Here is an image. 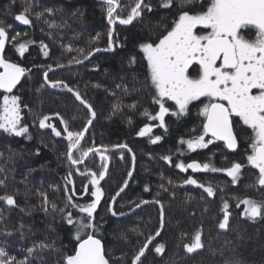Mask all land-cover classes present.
<instances>
[{
    "label": "trees",
    "instance_id": "obj_1",
    "mask_svg": "<svg viewBox=\"0 0 264 264\" xmlns=\"http://www.w3.org/2000/svg\"><path fill=\"white\" fill-rule=\"evenodd\" d=\"M144 2L152 10L144 9L140 16L124 25L117 17L127 18L137 0H117L112 24L107 22L108 5L104 0H0V26L8 33L4 58L27 70L13 92H0V103L4 95L19 98L21 124L28 127V133L20 137L0 130V153L3 154L0 155V180L5 181L0 185V196L11 195L15 200L14 206L0 201V247L17 261L25 259L26 250L34 243L45 241L53 248L36 250L29 257L31 264H63V256L72 254L77 243L73 238L75 229L64 217L69 212L74 220L82 216L78 208L67 206L68 195L75 191L73 203H90L94 189L89 173H96L99 179L103 171L105 175L96 185L102 196L94 213L95 235L101 239L109 264H132V258L147 238L155 236L161 228V204L164 227L141 258L142 264H264V216L251 220L243 215V204L237 207L245 198L264 201V186L257 183L258 170L246 159L251 152V129L234 117L236 153L227 152L217 142L193 151L187 144H181V140L202 133L204 118L199 115V109L206 99H201L203 103L192 102L183 115L166 114L165 127H160L159 120L150 119L159 112V105L153 102L154 89L146 79L147 61L139 46L156 41L165 27L178 19L180 9L178 0H173L174 6L169 8L161 7V0ZM201 2L206 7L207 0H197L184 10L198 11ZM29 3L31 24L23 29L15 15ZM36 13L41 14L39 19ZM110 26L114 27L112 52L108 46ZM14 36L20 43L32 42L27 43L23 56L13 47ZM42 45L46 48L42 49ZM96 49L103 52L80 66H72L79 64L75 60L83 62L92 56L89 52H98ZM131 57H135L133 63H129ZM59 67L70 68L49 73V83L63 81L78 91L95 112L94 122L79 146L81 151L88 148L94 151L81 166L71 165L67 160L68 140L61 120L66 122L68 130L80 132L86 128L91 115L66 88H51L45 83L44 73ZM114 105L119 106L118 110L114 111ZM171 105L169 110L177 111ZM44 116L49 117L45 123L55 126L61 136H55L51 128L39 126ZM145 125L151 126V132L139 136ZM156 136L161 139L152 143ZM119 145H127V150L104 151ZM129 152L135 157V171L127 190L113 206L117 215L112 216L109 210L112 198L125 185L132 170ZM75 155L79 158L80 153ZM164 156L170 159H162ZM194 161L201 166L208 163L209 170L192 174L187 164ZM234 162L243 165L235 184L232 178H226L224 171L211 170L229 168ZM176 164H184L186 170L177 168ZM69 173L71 183L66 179ZM189 178L197 184H186ZM209 186L214 191L212 196L204 191ZM65 189L69 190L67 194ZM45 196L50 202L47 212L43 209ZM142 200L150 204L118 219L131 213L137 204L142 205ZM157 200L160 204L155 203ZM51 202L57 205V211H52ZM225 202L227 209H224ZM61 208L65 212L61 213ZM225 211L229 219L226 228L221 229L219 223ZM20 225L24 227L21 229ZM197 231L201 233L203 246L189 253L184 245L193 242ZM158 244L165 246L163 253L154 251Z\"/></svg>",
    "mask_w": 264,
    "mask_h": 264
},
{
    "label": "snow or ice",
    "instance_id": "obj_2",
    "mask_svg": "<svg viewBox=\"0 0 264 264\" xmlns=\"http://www.w3.org/2000/svg\"><path fill=\"white\" fill-rule=\"evenodd\" d=\"M108 5L107 16L109 24L114 23L113 14L117 6V0H105ZM197 0H178L179 16L174 19L170 27H165L156 41L145 42L140 44V50L143 52V58L147 61V77L151 87L154 89L153 102L159 105V112L150 119L159 120L160 127H165V115L169 112V108L165 106L166 101H172L177 111L172 115H183L189 110L192 102L200 101L201 98L206 99V103L199 109V115L204 118L202 122V133L188 140H181V144H187L189 150L206 148L213 140L223 141L228 149L235 150L238 146L237 136L233 132V118H239L242 124L251 129L252 135L249 137L250 154L246 159L248 164L258 170L257 183L264 186V0H207V5L203 2L199 3V10H184L188 5L196 4ZM174 6L173 0H161V7L169 8ZM31 4L24 7L23 11L15 15V20L23 25H30L31 20L28 14L31 11ZM147 9L152 10L150 4H146L144 0H137L132 7L127 18H119L120 24H130L134 18L141 15V12ZM49 13L51 9H46ZM40 13H36L39 19ZM2 24V22H0ZM19 35V34H17ZM108 46H113V33L108 32ZM8 33L3 26H0V53L5 48ZM15 42L13 47L20 56H23L27 50V43H20L17 37H12ZM46 46L42 45V49ZM95 51H100L96 49ZM44 55L48 52L45 50ZM88 55H92L89 52ZM87 58V57H85ZM135 57H131L129 63H133ZM76 63L81 61L75 60ZM71 63V61H70ZM0 89L5 93H11L12 90L20 82L22 76L27 71L25 68L16 63H11L0 54ZM45 83L48 81V73H44ZM44 85H41L43 87ZM52 87L62 86L71 92L76 100L88 108L92 117L95 112L91 105L84 100L78 91H75L63 81L51 82ZM99 87V85H96ZM39 91V89H38ZM19 98L15 95H4L3 101L0 103V130L9 135L17 137L24 136L28 133V127L21 124ZM135 107V105H132ZM114 111L119 106H113ZM145 115H149L145 112ZM49 119L44 116L39 121L41 128H51L55 136H61V132L51 124H46ZM64 131L68 140V148L66 157L71 165H77L84 162V158L93 152V148L80 150L81 138L84 132H73L68 130L65 121ZM92 121L89 120L88 124ZM151 126L145 125L140 129L138 135L144 136L151 132ZM213 139L205 140L206 136ZM161 137L156 136L152 143L159 141ZM120 148H126L127 145H119ZM79 152V158H76L75 152ZM131 151V149H129ZM0 155H3L0 153ZM103 158V157H102ZM135 157L133 156V160ZM169 160L168 156L162 157ZM181 170H186L184 164H176ZM243 165L234 162L231 167L226 169L211 168L212 171H224L232 182L235 184ZM187 168L193 171L209 170L208 163L202 166L197 163H189ZM91 175V185L94 190L91 196L94 199L86 204L80 205L72 202V196L75 191L68 195L67 206L78 208L82 214L81 218L73 219V214L69 212L64 219L67 224L75 229L73 238L76 245L72 254L63 256V264H109L106 259L104 246L101 239L96 238L95 231L97 225L95 223L94 213L102 196L99 187V179H102L105 173H99V179L94 172ZM71 173L66 177L71 183ZM132 171L128 172V176L132 177ZM5 183L0 180V185ZM186 184H197L195 179L189 178ZM128 181H125L127 186ZM203 187V185H200ZM88 192V186L84 188ZM147 191V189H145ZM124 188L120 189L123 192ZM204 191L209 196L214 194L211 186L204 187ZM66 194L69 192L65 189ZM117 193V196L120 194ZM116 197L112 199L115 200ZM0 201H4L9 206L15 205V200L11 195L0 196ZM49 201L47 196L44 197L43 209L48 211ZM141 204L148 203L142 200ZM155 203L160 204L157 200ZM243 204V215L251 220L264 216V201H255L252 199H243L237 204L240 207ZM137 204L136 207H139ZM228 208V204L224 203V209ZM53 212L57 211V205L51 202ZM111 211V207L109 208ZM61 213L65 209H59ZM112 215H117L112 212ZM229 213L224 212V218L219 223V228L225 229L228 223ZM24 226L20 225L22 229ZM161 229L164 227L163 221V205L161 204ZM9 235L11 233H8ZM161 234L158 229L155 236H149L147 242L140 247L139 251L132 258V264H142L141 258L145 255L149 245ZM86 237V238H85ZM201 233L197 231L193 237L191 244H185L187 252L191 253L196 249L202 248ZM53 245L45 241L34 243L28 248L27 256L24 260L17 261L15 257L8 256L5 249L0 247V264H31L29 257L33 256L36 250L52 249ZM165 246L163 244L156 245L154 251L157 254L163 253ZM238 264V262H237Z\"/></svg>",
    "mask_w": 264,
    "mask_h": 264
},
{
    "label": "water",
    "instance_id": "obj_3",
    "mask_svg": "<svg viewBox=\"0 0 264 264\" xmlns=\"http://www.w3.org/2000/svg\"><path fill=\"white\" fill-rule=\"evenodd\" d=\"M98 2H100V0H97ZM107 22L109 23V20H107ZM17 23L19 24V27H21V28H25L27 25H23V24H21L20 22H18L17 21ZM113 31H114V29L112 28V33H113ZM111 49V51L110 52H112L113 51V49L112 48H110ZM103 52V50L102 51H98V52H96V53H94V54H92V56H90L89 58H87L86 60H84L83 62H81V63H79V64H76V65H72L73 67H77V66H80L81 64H83V63H86V62H88L94 55H96V54H98V53H102ZM0 54H2L3 56H4V54H3V52L2 53H0ZM71 67V66H70ZM70 67H59V68H55V69H51V70H49V72L51 73V72H54V71H59L60 69H65V68H70ZM0 71H3V69H0ZM49 72H47L48 74H49ZM23 77V76H22ZM22 77H21V79H22ZM20 79V80H21ZM44 81H45V78H44ZM19 84V83H18ZM17 84V85H18ZM49 87H51V88H54V87H52L51 86V84L49 83H46ZM17 88V86L12 90V92L15 90ZM0 92H3V93H5L4 92V90L3 89H0ZM67 92H69V91H67ZM71 95H73L71 92H69ZM73 97H74V99H75V101L78 103V105H80L81 107H84L88 112H89V110H88V108H86L84 105H82L78 100H76V98H75V96L73 95ZM89 114L91 115V113L89 112ZM94 119H95V117H92V115H91V121H92V123L94 122ZM92 123L91 124H87L86 125V128L84 129V136L81 138V143L84 141V138H85V135L88 133V131H89V129L91 128V125H92ZM233 132H234V130H233ZM235 134V133H234ZM210 139H213V138H211L210 137V135L208 136ZM214 142H218V143H220V144H222L223 146H224V148H225V150H227V152H230V153H236V151H237V148H238V146H237V148L235 149V150H232V149H228L226 146H225V144H224V142L223 141H220V140H213ZM120 149H125V150H127L126 148H120V147H117L116 149H107V150H104L105 151V153H107V152H116V151H118V150H120ZM96 150H101V149H96ZM95 150V151H96ZM75 151V150H74ZM129 154H130V156L132 157V173H134V171H135V163H134V160H133V156H132V154H131V152H129ZM89 155H90V153H89ZM88 155V156H89ZM87 158L88 157H86V158H84V162L83 163H80V164H77V165H74V166H81V165H83V164H85V162H86V160H87ZM194 162H196V161H194ZM193 163V162H192ZM188 165V164H187ZM192 174H202V173H204V170L201 168L200 170H196V171H193L192 169H190V168H187ZM225 174V176H226V178L227 179H231V177H229L228 175H227V173L225 172L224 173ZM128 180V184H127V186H123V188H124V191L123 192H120V194L117 196H115L116 198H115V200H113L112 199V202H111V204H110V207H111V214H112V212H113V206H114V204L117 202V200L120 198V196L127 190L126 188L129 186V184H130V181H131V177H129L128 176V178H127ZM148 204H150V203H144V204H142V205H140L139 207H137V208H135L134 210H132L131 211V213H129V214H126V215H122L121 217H118V219H121V218H125V217H128V216H131L132 214H134L135 212H137L139 209H142V207L143 206H146V205H148ZM112 216H114V215H112ZM160 221H161V219H160ZM163 229V228H162ZM162 229L160 228V232L162 233ZM161 235V234H160ZM159 235V236H160ZM158 236V237H159ZM158 237H156L155 238V240L158 238ZM154 240V241H155ZM154 241L149 245V247L152 245V244H154ZM149 249V248H148ZM148 249H146V251L148 250ZM146 251H145V253H146ZM144 257V256H143ZM142 257V258H143Z\"/></svg>",
    "mask_w": 264,
    "mask_h": 264
},
{
    "label": "rangeland",
    "instance_id": "obj_4",
    "mask_svg": "<svg viewBox=\"0 0 264 264\" xmlns=\"http://www.w3.org/2000/svg\"><path fill=\"white\" fill-rule=\"evenodd\" d=\"M105 1V0H104ZM111 27V31H112V28L114 29V27H112V26H110ZM113 34H114V31H113ZM10 43V45L12 44V42L10 41L9 42ZM7 45V43L5 44V46ZM51 70V69H50ZM50 73V72H49ZM49 75V74H48ZM202 99V98H201ZM203 99H205V98H203ZM170 104H172L171 106L174 108V109H176V107H175V104H174V102H172V101H167V105L168 106H166V107H168V108H170ZM177 110V109H176ZM170 114H172V111L171 110H169V112L167 113V115H170ZM239 119V118H238ZM241 123H242V121H241ZM208 139H210V138H208ZM224 173V172H223Z\"/></svg>",
    "mask_w": 264,
    "mask_h": 264
},
{
    "label": "bare ground",
    "instance_id": "obj_5",
    "mask_svg": "<svg viewBox=\"0 0 264 264\" xmlns=\"http://www.w3.org/2000/svg\"><path fill=\"white\" fill-rule=\"evenodd\" d=\"M3 52H4V50H3ZM49 72V71H48ZM225 173V172H224ZM164 221V220H163Z\"/></svg>",
    "mask_w": 264,
    "mask_h": 264
}]
</instances>
